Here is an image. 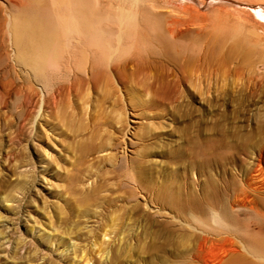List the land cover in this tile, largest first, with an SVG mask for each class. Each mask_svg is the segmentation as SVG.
Returning a JSON list of instances; mask_svg holds the SVG:
<instances>
[{
	"label": "rangeland",
	"instance_id": "obj_1",
	"mask_svg": "<svg viewBox=\"0 0 264 264\" xmlns=\"http://www.w3.org/2000/svg\"><path fill=\"white\" fill-rule=\"evenodd\" d=\"M160 1L162 15L181 4ZM259 3L263 8L264 0H196L197 10L180 13L192 25L182 43L196 41L201 54L178 65L175 76L158 65L128 68L119 81L101 71L62 88L36 117L35 93L28 102L11 93L0 107V264L190 261L194 235L162 200L193 196L202 209L210 177L221 172L204 157L211 138L263 135L261 51L241 41L254 19L264 21ZM213 245L204 249L208 260L217 256Z\"/></svg>",
	"mask_w": 264,
	"mask_h": 264
},
{
	"label": "bare ground",
	"instance_id": "obj_2",
	"mask_svg": "<svg viewBox=\"0 0 264 264\" xmlns=\"http://www.w3.org/2000/svg\"><path fill=\"white\" fill-rule=\"evenodd\" d=\"M157 1L122 0L115 8L110 4L105 7V0L0 2V107H6L11 93L13 97L21 93L24 102L32 101L35 93L36 117L55 101L62 88L101 71L118 81L125 78L128 68L133 71L156 65L177 75L178 65L200 59L201 45L197 47L196 41L183 44L181 40L192 27L191 23L184 24L181 14L195 9L196 0H175L181 4L172 15L160 14ZM257 5L256 9L264 13V6ZM242 35L245 49L261 51L256 83L264 87V21L254 19ZM16 79H22V84L16 86ZM30 80L37 82L38 92L33 91ZM252 132L237 133L231 139L227 133H218L211 138L204 157L214 167H221V172L218 178L214 172L209 179L206 206L201 209L192 194L188 199L166 196L162 200L174 219L194 235L195 242L187 254L190 261L185 264H264V128L257 141L249 138ZM2 236L1 243L10 246V238ZM211 244L218 245L219 250L214 259L208 260L204 249ZM23 248L21 243L17 251ZM43 262L28 260L24 264Z\"/></svg>",
	"mask_w": 264,
	"mask_h": 264
}]
</instances>
